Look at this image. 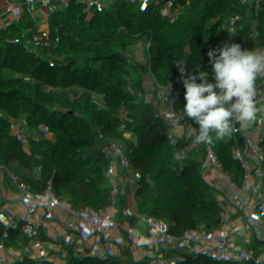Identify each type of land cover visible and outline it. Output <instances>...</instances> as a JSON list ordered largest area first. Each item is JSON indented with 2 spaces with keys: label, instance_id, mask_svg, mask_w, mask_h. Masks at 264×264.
<instances>
[{
  "label": "trees",
  "instance_id": "16d2710c",
  "mask_svg": "<svg viewBox=\"0 0 264 264\" xmlns=\"http://www.w3.org/2000/svg\"><path fill=\"white\" fill-rule=\"evenodd\" d=\"M12 8L42 11L27 23L32 26L29 33L43 43L37 51L46 64H55L87 31L110 28L128 19L158 26L111 78L110 100L94 94L88 104L73 101L77 107L75 130L57 142L46 140L30 125L24 137L7 144L6 167L0 174V257L9 264H125V255L112 245L109 234L89 226L85 217L103 221L99 207L107 205L111 221L137 205L140 219L131 235L133 243L156 264H179L166 253L167 224L194 208L209 222L211 211L202 182H223L264 161V122L230 138L196 143L197 126L184 116V101L180 100L185 91L183 80L196 67L210 78L212 64L225 44L264 49V0H0V20ZM233 27L235 36L227 30ZM174 46L182 48L183 58L166 51ZM18 51L30 58V49ZM96 68L87 71L82 81L91 79ZM71 70L68 65L69 75ZM98 71L105 80L113 66L104 58ZM150 74L154 75L151 89L144 104L135 107L142 117L128 145L121 131L109 132L99 140L97 130L109 120L111 103L141 85ZM199 76L197 83L202 82ZM37 83L19 80L18 91L24 110L37 117L39 126L48 127L61 115L53 106H40ZM75 85L79 83L72 87ZM258 88L264 92V80L258 81ZM3 91L11 92L7 86ZM86 124L94 130L85 131ZM192 146L197 149L188 160L187 151ZM177 153L181 158H176ZM96 175L101 177L102 193L93 189ZM251 185L241 234L247 245L257 248L264 246V185L258 180ZM179 191L183 197L190 191L191 197H186L185 207L177 211L171 201ZM156 203L168 206L157 211ZM219 240L218 235L213 245ZM187 241L184 232L186 246ZM252 255V251L242 249L238 264H247Z\"/></svg>",
  "mask_w": 264,
  "mask_h": 264
},
{
  "label": "built area",
  "instance_id": "2783aa9c",
  "mask_svg": "<svg viewBox=\"0 0 264 264\" xmlns=\"http://www.w3.org/2000/svg\"><path fill=\"white\" fill-rule=\"evenodd\" d=\"M184 8L176 10L175 13H179ZM24 12L25 8H12L0 23V65L10 60L16 53L22 55L17 52L21 44L23 48L31 50L30 56H38L37 49L43 44L40 38L29 33L30 29H23L19 32L11 29L7 24L8 21L21 18ZM129 20L134 25L122 31L121 38L117 36V42L108 46L105 51L104 58L107 64L113 66L112 76L123 67L125 59L132 50L143 39L151 36L158 26V23L142 25L139 23L141 21L139 19ZM166 51L180 59L183 58V50L179 46L166 48ZM66 56L67 52L65 50L61 57ZM199 74L200 68L196 67L190 75L198 77ZM153 76V74H150L141 85L131 88L119 101L111 103L109 120L103 121L97 130L99 140H102L109 132L117 133L121 131L122 140L127 142L128 145L132 132L140 124L142 117L140 113L136 112L135 107L144 104V98L151 89ZM82 79L83 77L78 72L70 74L69 80L73 83L78 82L79 85H75L69 91L61 93L53 103V108L61 115V118L48 127L39 126L37 117L32 112L24 110L25 102L22 96L18 100H14L10 93L5 92L3 98L8 106L7 112L12 122L21 120L29 126L38 128V131L44 135L46 140L53 139L58 142L64 134L77 128L74 115L67 111L69 98L81 94L84 86L99 81L98 75L84 81ZM42 90V88L38 89L39 92H42ZM103 96L110 100L108 91ZM180 100L184 101L183 95L180 96ZM257 100L260 101L258 97ZM12 122H6L0 118V138L7 144L18 138ZM84 130L92 132L94 126L86 124ZM196 149V146L188 149V160ZM211 156L212 154L209 156V160H211ZM5 167L6 162L0 161V174L5 170ZM254 180H258L264 185V161L257 167L239 170L223 182L207 183L203 181L201 186L206 195V204L214 212L211 221L205 223L198 208L180 215L178 219L171 220L167 224L169 239L166 253L168 256L175 258L179 264H238L240 251L247 249L253 253L252 256L247 257V264H264V246L255 248L252 245H247L241 234L242 217L250 201L251 183ZM186 197H191L190 191L184 197L179 191L175 199L171 201L173 208L177 211L182 210L185 207ZM167 206V203H156L154 209L157 211L166 210ZM139 219L140 212L137 205L123 216H114L111 221L110 217L108 220L103 219V221H98L91 218V216L85 217V221L89 226L99 227L103 232L109 234L112 245L125 255V264H156L143 248L138 247L132 241L131 235L138 227ZM184 232L187 233V246L183 244ZM218 235L220 240L216 245H213ZM183 252H186V254L184 255ZM0 264L9 263L5 258L0 257Z\"/></svg>",
  "mask_w": 264,
  "mask_h": 264
},
{
  "label": "clouds",
  "instance_id": "9594fccd",
  "mask_svg": "<svg viewBox=\"0 0 264 264\" xmlns=\"http://www.w3.org/2000/svg\"><path fill=\"white\" fill-rule=\"evenodd\" d=\"M227 30L235 36L234 27ZM197 79L189 75L183 80V114L197 126L196 143L230 138L264 122V100H257L264 97L258 88V81L264 80V49L225 44L212 64L211 77L200 73L202 82L197 83Z\"/></svg>",
  "mask_w": 264,
  "mask_h": 264
},
{
  "label": "crops",
  "instance_id": "0c3cea01",
  "mask_svg": "<svg viewBox=\"0 0 264 264\" xmlns=\"http://www.w3.org/2000/svg\"><path fill=\"white\" fill-rule=\"evenodd\" d=\"M41 12L42 11L37 8H25L24 15L21 18L8 21L7 24L11 29L19 32L23 31V29H31V24L27 23L28 19L41 14ZM1 21L2 20H0V23ZM131 25H133V23L128 19L110 28L100 27L85 32L81 38L78 39L75 46L66 49L67 56L60 57L55 64L44 63L39 53L38 56H30L29 59L23 58V56L18 53L14 54L10 60L0 65V118L6 122H12L7 112L8 106L3 98L5 93L3 87H9L11 92L8 91L6 93H10L12 99L18 100L21 96L18 91L19 80H38L36 90L40 96V106H53V103L61 93L69 91L72 87L73 82L69 80L70 75L67 72L68 65L72 66L70 74L78 72L81 77H84L87 71L92 70L93 67H97L95 75H99L98 69L104 59L106 49L111 44L113 45V43L117 42V36L121 38L122 31L129 29ZM20 48H23L22 44L18 49ZM17 52L20 53V51ZM63 60L67 62L62 63ZM112 77L113 76L110 74L107 79L101 80L98 76L99 81L84 86L81 94L69 98L67 111L75 115L77 107L76 103H73L74 100L82 104H88L92 95L100 94L103 96L109 91V82ZM43 80H45V82L41 84ZM39 88L43 89L42 92L38 91ZM12 124L17 131L18 138L24 137L26 134L25 132L29 129V125L21 120L12 122ZM6 146L7 143L0 138V161L6 160ZM92 186L97 192L102 193L104 186L101 177H96L92 182ZM206 206L210 210L207 204ZM99 209L102 218L108 220L111 214L110 208L104 205L100 206ZM213 214L214 212L211 211L209 222ZM202 219L204 220L203 217ZM209 222L205 221V223Z\"/></svg>",
  "mask_w": 264,
  "mask_h": 264
},
{
  "label": "rangeland",
  "instance_id": "374dc122",
  "mask_svg": "<svg viewBox=\"0 0 264 264\" xmlns=\"http://www.w3.org/2000/svg\"><path fill=\"white\" fill-rule=\"evenodd\" d=\"M134 25V24H133ZM120 140V139H119ZM122 142V140H120V143ZM96 177H100V175H96ZM106 206V205H105Z\"/></svg>",
  "mask_w": 264,
  "mask_h": 264
},
{
  "label": "water",
  "instance_id": "95a60500",
  "mask_svg": "<svg viewBox=\"0 0 264 264\" xmlns=\"http://www.w3.org/2000/svg\"><path fill=\"white\" fill-rule=\"evenodd\" d=\"M43 10H45V11H46V10H48V9H47V8H43Z\"/></svg>",
  "mask_w": 264,
  "mask_h": 264
}]
</instances>
